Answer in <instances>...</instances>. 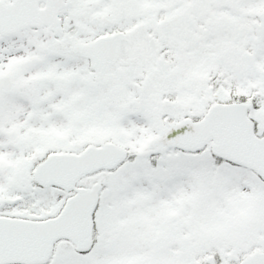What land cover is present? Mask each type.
<instances>
[{"label": "snow or ice", "instance_id": "snow-or-ice-1", "mask_svg": "<svg viewBox=\"0 0 264 264\" xmlns=\"http://www.w3.org/2000/svg\"><path fill=\"white\" fill-rule=\"evenodd\" d=\"M0 264H264V0H0Z\"/></svg>", "mask_w": 264, "mask_h": 264}]
</instances>
